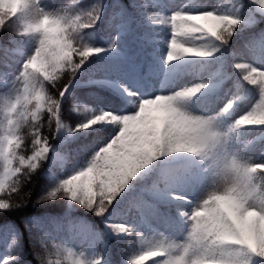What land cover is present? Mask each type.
I'll list each match as a JSON object with an SVG mask.
<instances>
[{
  "label": "snow or ice",
  "instance_id": "snow-or-ice-1",
  "mask_svg": "<svg viewBox=\"0 0 264 264\" xmlns=\"http://www.w3.org/2000/svg\"><path fill=\"white\" fill-rule=\"evenodd\" d=\"M262 22L264 0H0V264H264Z\"/></svg>",
  "mask_w": 264,
  "mask_h": 264
},
{
  "label": "trees",
  "instance_id": "trees-1",
  "mask_svg": "<svg viewBox=\"0 0 264 264\" xmlns=\"http://www.w3.org/2000/svg\"><path fill=\"white\" fill-rule=\"evenodd\" d=\"M106 2V0H105ZM102 26V25H101ZM260 27H264V22L261 23ZM66 115L68 117L71 118H75L76 114L71 112V104L69 103V105L67 106V111H66ZM26 132L30 133V130L26 129ZM43 178H39L36 182V185L33 187V196H32V200L35 201V199L37 198V194L39 193V189H40V184L42 183ZM60 206L57 205H53L51 206L48 211L53 212V213H58L60 212ZM74 212L78 213V214H83V210L82 209H73ZM44 212V209H40V208H33L32 205H28V207L26 209H24L22 212L20 213H16L13 214L12 216H4L3 217V221L4 222H8L11 221L13 219L18 218L19 215H24V214H40ZM88 218H90L91 220H93V222H95V218H92L89 214ZM7 254V248L3 245H0V259H2L5 255ZM120 257V253H118L117 251L113 253V259L117 260Z\"/></svg>",
  "mask_w": 264,
  "mask_h": 264
},
{
  "label": "rangeland",
  "instance_id": "rangeland-1",
  "mask_svg": "<svg viewBox=\"0 0 264 264\" xmlns=\"http://www.w3.org/2000/svg\"><path fill=\"white\" fill-rule=\"evenodd\" d=\"M70 1L71 0H68L69 3H71ZM47 2H48L50 7H55L56 5L62 3V0H47ZM165 2L166 3H170L171 10H175L177 7H179V5L181 3V0H165ZM207 2L214 4L215 0H207ZM103 30H102V32H103ZM93 38L95 39V35L93 36ZM241 39H242V37H238V38L234 39L233 42H232V46L236 47L240 43ZM161 43H163V34H161ZM85 91L86 90H84V91L79 90V92L81 94H83V92H85ZM260 135H261V133L259 131H254V132H252V133L247 135V137L245 139V142L246 143L249 142V141L255 142L257 144V146H258V138L260 137ZM60 155H61V158H62L63 161H67V155L65 153H61ZM59 166H60V162L58 161L57 167H59ZM35 215H40V214H35ZM144 235H145L146 238H148V237H150L151 234L145 233ZM133 239H134V248L138 249L140 247V238L139 237H134ZM0 243L4 244L6 246L7 243H8L7 238H0ZM9 243H10V241H9ZM117 252L120 253L119 250H117ZM120 255H121V253H120ZM147 264H150V261L147 262Z\"/></svg>",
  "mask_w": 264,
  "mask_h": 264
}]
</instances>
